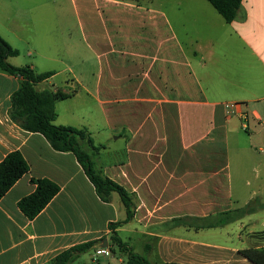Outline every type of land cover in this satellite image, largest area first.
Instances as JSON below:
<instances>
[{
    "label": "crops",
    "instance_id": "0c3cea01",
    "mask_svg": "<svg viewBox=\"0 0 264 264\" xmlns=\"http://www.w3.org/2000/svg\"><path fill=\"white\" fill-rule=\"evenodd\" d=\"M25 1L0 0V36L18 52L7 59L13 66L17 41H27ZM74 7L97 70L74 74L66 85L72 93L52 85L69 95L55 102L53 123L86 128L83 118L73 123L80 108L62 102L87 97L101 128L124 139L123 158L98 165L136 200L132 220L114 229L120 240L132 249L135 239L144 246L153 237L151 264H253L238 250L258 231L245 233L240 220L238 231L221 241L213 237L228 225L161 234L148 228L228 210V124L235 116L250 131L264 108V0H242L230 23L206 0H78ZM19 86V78L0 69V161L18 151L29 166L0 199V264H49L87 242L94 244L70 264H126L124 253L112 251L108 228L125 219L119 197L102 202L72 153L53 150L43 136L10 120V96ZM228 105L235 106L230 116ZM87 128L94 138L97 126ZM31 178L48 179L59 191L28 220L17 203L34 191Z\"/></svg>",
    "mask_w": 264,
    "mask_h": 264
},
{
    "label": "trees",
    "instance_id": "16d2710c",
    "mask_svg": "<svg viewBox=\"0 0 264 264\" xmlns=\"http://www.w3.org/2000/svg\"><path fill=\"white\" fill-rule=\"evenodd\" d=\"M136 1V0H121ZM226 23L232 22L241 6L242 0H206ZM18 54L0 36V69L20 79V86L10 96L9 118L21 129L37 133L44 137L50 147L62 153H72L81 166L84 174L94 187L98 198L105 203L110 201L113 193L117 194L125 211V219L121 222L110 223L108 228L110 246L119 253L126 255V264H151L147 254L151 251L153 237L146 238L143 254L135 253L126 243H123L114 229L132 220L136 200L133 195L106 177L96 165V156L104 148L103 145H94L86 128L55 125V102L69 97L60 91L39 89L43 81L53 75L51 72L37 73L31 66L16 67L7 59ZM29 172V166L18 151L8 153L0 161V199L23 175ZM30 182L35 186L34 191L21 198L17 203L18 209L28 219H34L58 193L59 187L48 179H34ZM263 208L251 205L249 207L226 210L204 217L180 216L174 217L156 226L149 227L152 233L161 234L176 227L199 229L221 228L234 223L246 215L253 214ZM94 242L76 245L55 256L49 264H70L76 257L89 250ZM238 253L253 264H264V229L252 233L248 238V246L238 250ZM167 264V263H165Z\"/></svg>",
    "mask_w": 264,
    "mask_h": 264
},
{
    "label": "rangeland",
    "instance_id": "374dc122",
    "mask_svg": "<svg viewBox=\"0 0 264 264\" xmlns=\"http://www.w3.org/2000/svg\"><path fill=\"white\" fill-rule=\"evenodd\" d=\"M78 0H27L25 5L31 8L27 25V41L18 40L16 43L19 55L15 59L18 66H30L37 73L51 72L55 75L52 79L39 84V89H50L53 86L72 93L74 88L66 85L72 81L73 75L88 74L97 70V63L90 48L81 38L78 26L75 4ZM18 5H24V0H18ZM20 13L16 18L20 19ZM5 24V23H4ZM20 27V26H19ZM14 65V66H16ZM53 85V86H52ZM84 102L66 101L62 104H72L82 112L77 121H84L86 129L90 125L97 126V133L91 136L94 145H103L96 155L97 166L109 164L123 158L125 141L123 138L116 140V136L109 137L108 131L102 127L103 119L98 109L90 107L88 98ZM78 101V102H77ZM260 122H251L250 131L242 129L241 123L232 116L228 124L229 140L225 152L227 157L228 190L231 201L228 210L255 205L257 211L240 219L242 226L246 227L245 233L264 229V108H259ZM80 112V113H81ZM246 125V122H243ZM85 128V127H84ZM99 163V164H98ZM118 198V195L113 193ZM239 222L228 224L221 236L213 239L221 241L238 231ZM225 236H223V234ZM205 238L211 235L203 234ZM202 235V236H203ZM143 242L134 240L131 243L134 252L142 255Z\"/></svg>",
    "mask_w": 264,
    "mask_h": 264
},
{
    "label": "built area",
    "instance_id": "2783aa9c",
    "mask_svg": "<svg viewBox=\"0 0 264 264\" xmlns=\"http://www.w3.org/2000/svg\"><path fill=\"white\" fill-rule=\"evenodd\" d=\"M233 113H235V106L234 105H228L227 106V116L232 115ZM244 122H245V118H243ZM244 127H246V125L244 124ZM98 254H107V250L106 248H99L97 251Z\"/></svg>",
    "mask_w": 264,
    "mask_h": 264
},
{
    "label": "water",
    "instance_id": "95a60500",
    "mask_svg": "<svg viewBox=\"0 0 264 264\" xmlns=\"http://www.w3.org/2000/svg\"><path fill=\"white\" fill-rule=\"evenodd\" d=\"M102 241H103V243H104V245H103L102 247L106 246V240L103 239Z\"/></svg>",
    "mask_w": 264,
    "mask_h": 264
}]
</instances>
